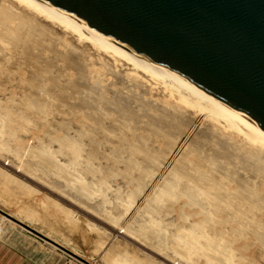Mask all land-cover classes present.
I'll list each match as a JSON object with an SVG mask.
<instances>
[{
	"label": "bare ground",
	"instance_id": "bare-ground-1",
	"mask_svg": "<svg viewBox=\"0 0 264 264\" xmlns=\"http://www.w3.org/2000/svg\"><path fill=\"white\" fill-rule=\"evenodd\" d=\"M47 51L67 70L64 75L56 66L51 70L55 63L38 61ZM9 61L11 66L5 68ZM92 66L99 74L93 76L96 85L100 76L107 77L113 87L121 83L120 90L129 93L126 97L134 101L136 109L128 100H107L103 92L93 99L98 100L94 104L83 91L71 97L64 88L78 89V85L69 79L68 70L85 83ZM1 68L6 69L5 74H12L11 68L24 70L25 78L16 85L23 95L15 107L24 115L29 112L45 127L40 153L29 146L22 154L11 152L17 160L15 172L53 182L55 188L73 191L88 202L98 200L102 208L98 215L118 233L130 241L154 239L156 242L148 246L178 264H197L199 260L200 264H236L253 243L264 254V135L242 118L184 80L103 40L46 0H0ZM3 74L1 82L7 78ZM61 77L64 86L58 85ZM50 107L60 122L50 123L46 112L37 115L40 109ZM28 117L20 116L22 122L30 124L33 120ZM7 121L8 113L0 115V152L10 151L1 143ZM196 122L194 136L182 141ZM54 124L65 125L61 135L56 134L58 127H52ZM7 133L14 136L10 129ZM96 140L105 144L111 141L136 156L99 154ZM25 157L34 161L33 167L24 163ZM164 165L167 168L144 206L127 227H122L121 219L134 208ZM97 173L99 178L95 177ZM83 174L90 180L86 181ZM4 179L9 184L17 182ZM115 179H120L123 189L117 185L111 190L110 182ZM109 191L114 193L112 200ZM173 209L176 225L164 221L172 218ZM89 232L80 233L88 236ZM96 251L90 248L89 255ZM114 251L120 253L116 248ZM107 262H111L110 257Z\"/></svg>",
	"mask_w": 264,
	"mask_h": 264
},
{
	"label": "water",
	"instance_id": "water-1",
	"mask_svg": "<svg viewBox=\"0 0 264 264\" xmlns=\"http://www.w3.org/2000/svg\"><path fill=\"white\" fill-rule=\"evenodd\" d=\"M103 40L184 80L264 135V0H46ZM67 257L83 259L0 209Z\"/></svg>",
	"mask_w": 264,
	"mask_h": 264
},
{
	"label": "rangeland",
	"instance_id": "rangeland-1",
	"mask_svg": "<svg viewBox=\"0 0 264 264\" xmlns=\"http://www.w3.org/2000/svg\"><path fill=\"white\" fill-rule=\"evenodd\" d=\"M29 50L32 53L35 52L31 47H29ZM38 61L41 63H43L44 61L48 64L55 63L53 55L51 54V52L48 53V51L46 52V56L40 58ZM56 64L57 62L50 66L51 70L54 71L56 66V68L61 70L60 74L64 75V72L67 70L64 71L60 67V63H58L59 65ZM9 66H11V63L7 64L5 68ZM96 66H92L89 68V70H87V74L89 71L90 76L86 78L87 80L85 81V83L79 80L73 70H68L71 74V77H69V79H71L72 83L74 84V81H77L78 89L68 87L67 89L64 88L65 91L71 92V97H76L79 92L83 91L93 104L98 102V100L94 102L93 99H95L96 96L103 92L105 93V98L107 100L118 99V103H123V100H128V103H130L131 108L136 109L134 101L132 102V99L130 97H126L127 95H129V93H126V90H120L121 83L117 82L113 87L110 84L111 81L106 80L107 77L103 76H100L99 78L100 84L96 85L92 81L93 76L99 75L95 71V68H97ZM11 69L13 70L12 74H5L6 69H0V79H2L1 74L3 73V75L7 76V78L3 82H1L0 80V115L2 116L4 113L9 114V121H7V123L5 122L2 127L3 136L1 138V143H3L5 147L10 150L9 152H0V209L9 214L14 219H19L18 221L29 226L36 232L53 240L67 251L86 261L88 264H178L174 259L170 258V256H167V254H164L163 252L160 254V251H157L148 246L149 243L156 242L154 239H147L145 242H142V240L130 241V239H127L126 236L118 233V229L112 227L106 218H103L102 216L98 215L99 210L102 209L100 204H97L98 200L94 199L91 202H88L86 201V199L79 198L78 195L73 191L67 189L61 191V187L55 188L54 186L57 184L53 182L40 181L29 173H25L22 171H20L19 173L15 172L14 164L17 163V160L12 156L11 152H17L19 154H22L24 151V147L29 146L35 152L40 153L41 148L39 146V143H45V140L42 138V134L45 131V127L44 124H42V121L36 118H32L29 112H25L24 115V111H21L19 109L17 110V107H15L19 104L23 95L22 91L16 85L19 84L25 78L26 74L21 68ZM110 78L112 77L110 76ZM18 80H20V82H18ZM62 83L64 84L63 79L61 77L60 81L58 82V85L64 86ZM116 88H119V90L117 91ZM12 102L14 104H12ZM10 105L13 108L10 109L8 107ZM7 107L9 109H7ZM47 110L40 109L39 114L37 113V115H43V113L46 112L44 114L45 118L50 123H53L54 121L57 123L60 122V117L55 113L53 107H50L48 112ZM20 112L21 115H19ZM27 115L30 116L28 118H31V121L33 120L32 122H30V124H26L24 123V121H21L22 119L20 118V116L27 117ZM61 122L67 123L66 120H63ZM55 125L57 124H54V126L52 127H58L56 134L61 135V129L64 128L65 125ZM9 129L14 132V136L11 137L7 133V130ZM197 130L198 122L189 126L186 135L182 141L191 139ZM72 135V133H69V137H72ZM178 147L172 153L171 158L174 157L177 153ZM52 148L55 149L56 145H53ZM95 149L98 151L99 154H109L112 157L129 156L131 158H134L136 156L135 154L131 155L127 153L123 148H120L118 144H113L111 141L105 144L104 142L96 140ZM23 160L24 163H28L33 167L34 161L32 159L25 157ZM98 162H102V165L105 164V162L102 160H99ZM166 168L167 166L164 165L159 169L158 174L155 176V179L146 188L144 195H141L142 199L139 198L134 208L129 212V214L121 219L119 223L122 227H127L136 217V215L138 214L137 212H139L144 206V200L151 193L150 191L152 190V187L156 184V182L161 180ZM4 176L12 180H17V182L13 184L6 183ZM82 176L85 178L86 181L90 180V176L88 174H83ZM95 177L99 178L100 175L97 173ZM57 181V183L62 184L60 180ZM110 185L111 190L115 189L117 185H119L121 189H123L122 187H124L120 179L112 180L110 182ZM113 195L114 193L109 191L108 197H110L111 200L113 199ZM107 209L111 208L108 207ZM111 211L113 214L116 212L115 208H112ZM184 211L189 212V210L187 209H184ZM175 212L176 209H173L172 218L165 219V223L171 221V223L175 225L177 224ZM144 217L146 218V215ZM1 220L2 216L0 215V222ZM1 225V238L3 240L5 238L9 239V245H23L25 247H28L29 250H33V253L38 252L39 250L43 251V249L46 248L57 251L58 253L66 256L65 253L59 251L47 242L42 243V247L44 248H35L34 244H32V246H29V241L23 242L22 240H20L21 237H19L18 235V233H25V231H23L22 228L8 220L2 221ZM167 230L171 231V228L167 227ZM88 231H90L88 236L82 235L80 233ZM59 237H62L63 240H60ZM71 241L73 243H71ZM100 242L101 244L104 243L102 244L103 247L98 245L100 244ZM1 243L2 242H0V245ZM239 243H241V241ZM92 247L97 248V251L92 256H90L89 250ZM115 248L118 251L120 250V253L114 251ZM112 249L113 251H111ZM248 249H251V251L249 252ZM248 249L246 250L247 252L245 251L244 253H242L243 260H237L236 262L238 263L236 264L264 263V254L258 249L256 244L254 245L253 243ZM248 252L251 254H249L250 256L248 255ZM109 257L111 258L110 263L107 262ZM235 257L236 259H238L237 257L239 256ZM69 260L72 261V263L74 264H83L72 258H69ZM261 260H263V262ZM201 261L202 260H199L197 264H200Z\"/></svg>",
	"mask_w": 264,
	"mask_h": 264
},
{
	"label": "crops",
	"instance_id": "crops-1",
	"mask_svg": "<svg viewBox=\"0 0 264 264\" xmlns=\"http://www.w3.org/2000/svg\"><path fill=\"white\" fill-rule=\"evenodd\" d=\"M6 220L7 219H4V217L2 216L1 222ZM1 222L0 232L2 226ZM22 230L25 231V233H18L19 237H21L20 240H22L23 242L29 241V246H32V244H34L35 248H44L42 247L43 242H40L33 236L29 235L25 229L22 228ZM1 239L2 238L0 235V242H2L0 245V264H74L69 260L67 256L62 255L57 251L44 248L45 250L43 249V251L39 250L38 252L33 253V250H29L28 247H25L23 245H9V239L5 238L4 240L2 239V241Z\"/></svg>",
	"mask_w": 264,
	"mask_h": 264
}]
</instances>
